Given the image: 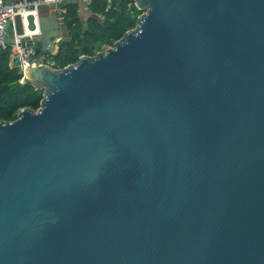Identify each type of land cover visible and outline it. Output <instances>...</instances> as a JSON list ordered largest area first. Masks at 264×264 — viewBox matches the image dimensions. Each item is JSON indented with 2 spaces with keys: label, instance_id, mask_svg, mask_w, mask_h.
Listing matches in <instances>:
<instances>
[{
  "label": "water",
  "instance_id": "95a60500",
  "mask_svg": "<svg viewBox=\"0 0 264 264\" xmlns=\"http://www.w3.org/2000/svg\"><path fill=\"white\" fill-rule=\"evenodd\" d=\"M134 2L61 67L38 14L43 97L0 120V264H264V0Z\"/></svg>",
  "mask_w": 264,
  "mask_h": 264
},
{
  "label": "trees",
  "instance_id": "16d2710c",
  "mask_svg": "<svg viewBox=\"0 0 264 264\" xmlns=\"http://www.w3.org/2000/svg\"><path fill=\"white\" fill-rule=\"evenodd\" d=\"M64 15L66 36L58 41L54 53L46 52L55 67L75 62L79 55H93L112 41L120 38L127 29L136 25L138 15L144 10L134 0H92L86 17L79 14L78 0H68ZM82 36L85 38L83 44ZM40 43V41H39ZM38 43V45H39ZM42 50H35V54ZM9 48L0 46V120L14 119L22 107L36 109L43 97L44 87L29 79L20 80V70L9 64Z\"/></svg>",
  "mask_w": 264,
  "mask_h": 264
},
{
  "label": "built area",
  "instance_id": "2783aa9c",
  "mask_svg": "<svg viewBox=\"0 0 264 264\" xmlns=\"http://www.w3.org/2000/svg\"><path fill=\"white\" fill-rule=\"evenodd\" d=\"M68 0H0V46L9 48L11 66L17 67L21 72L20 80L24 82L27 78L26 61L30 57H36L35 50L39 43L38 14L43 11L44 6H50L57 13L59 22L64 24L66 11L65 3ZM92 0H78L79 9L87 11ZM107 5L111 0H106ZM34 16L35 27H28V14ZM20 18L21 31L17 30L16 19ZM11 32L9 39L6 36ZM28 39H27V38ZM57 40L61 39L56 37ZM44 64L54 66L52 60L44 57Z\"/></svg>",
  "mask_w": 264,
  "mask_h": 264
},
{
  "label": "crops",
  "instance_id": "0c3cea01",
  "mask_svg": "<svg viewBox=\"0 0 264 264\" xmlns=\"http://www.w3.org/2000/svg\"><path fill=\"white\" fill-rule=\"evenodd\" d=\"M52 8L50 7V6H44V8H43V11L42 12H44V13H48V12H50V11H52L51 10ZM48 10V11H47ZM84 12H86L85 14V16L84 17H86L89 13L87 12V11H85V10H79V14H81V16H82V14L84 13ZM83 17V16H82Z\"/></svg>",
  "mask_w": 264,
  "mask_h": 264
},
{
  "label": "rangeland",
  "instance_id": "374dc122",
  "mask_svg": "<svg viewBox=\"0 0 264 264\" xmlns=\"http://www.w3.org/2000/svg\"><path fill=\"white\" fill-rule=\"evenodd\" d=\"M144 10H145V9H144ZM47 11H48V10H47ZM85 13H86V12H84V13L82 14L83 17L86 15ZM63 26H64V25H63ZM64 36H66V29H65V33L61 36V38L64 37ZM6 38L9 39L8 35L6 36ZM107 47H108V46H105V47L103 48V50H105Z\"/></svg>",
  "mask_w": 264,
  "mask_h": 264
}]
</instances>
